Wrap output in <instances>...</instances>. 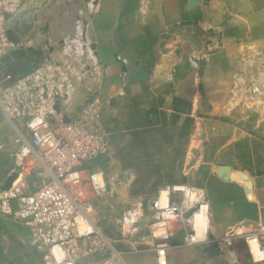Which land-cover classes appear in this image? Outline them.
I'll list each match as a JSON object with an SVG mask.
<instances>
[{
	"label": "crops",
	"instance_id": "crops-1",
	"mask_svg": "<svg viewBox=\"0 0 264 264\" xmlns=\"http://www.w3.org/2000/svg\"><path fill=\"white\" fill-rule=\"evenodd\" d=\"M95 2L87 35L100 83L99 99L162 100L168 117L181 118L178 132L189 134V144L192 139L197 140L194 134L199 126L185 127L186 122L198 118V113L212 117L216 110L212 98L200 106L201 83L207 85L210 80L199 76L203 50H210L205 58L206 70L240 40L256 42L258 51L264 53V0ZM122 58L127 60L126 64ZM5 123L9 124V120L0 115L2 185L17 168L15 152L19 155L24 143L5 130ZM205 130L209 134L207 145L195 165L196 171L191 177L185 169L180 181L190 184L191 180L209 199L210 241L189 244L186 231L180 228L167 249V264H264V259L258 260L243 250L245 235L264 228V165L256 163L254 171L237 163V142L249 136L238 138L230 127L207 122ZM230 153L232 159L227 156ZM130 172V181L134 182L137 176ZM155 181V185L138 193L142 202L163 191L164 182L158 176ZM24 189L21 186L22 193H29ZM231 229L237 233V252L223 254L217 251L216 243H223ZM119 238L124 242L126 264H158L152 238L132 242L123 239L121 233ZM28 240L29 229L22 222L11 218L0 221V264H38L41 253ZM136 244L140 248L134 250Z\"/></svg>",
	"mask_w": 264,
	"mask_h": 264
},
{
	"label": "rangeland",
	"instance_id": "rangeland-1",
	"mask_svg": "<svg viewBox=\"0 0 264 264\" xmlns=\"http://www.w3.org/2000/svg\"><path fill=\"white\" fill-rule=\"evenodd\" d=\"M95 1L25 0L19 12L10 20V28L17 37V47L0 57V90L34 68L56 62L60 72L70 77L72 85L61 98L59 111L69 119L80 116L87 118V113L92 109L99 111L109 149L104 155L85 163L80 175L88 179L93 174L104 172L106 188L94 192L86 185V199L92 205L91 217L97 226L123 249L124 242L120 241V229L114 218L125 208L140 203L143 198L138 193L151 184L155 185L156 176L164 182L163 189L187 184L185 180L180 181L187 169L186 158L194 148L201 147L209 135L205 122L230 127L238 138L249 136L237 142L239 165L254 171L256 163L264 165V53L258 51L256 42L240 40L206 70L208 59L205 58L210 50H203L199 76L210 80L207 85L201 83L203 99L200 106H205L204 100L212 98L216 110L212 117L198 113V118L186 122L185 127L189 124L199 126L194 134L197 140L192 139L189 144V134L178 132L181 118L168 117L162 109L164 101L99 99L100 83L87 35L97 4ZM260 88L262 93L258 92ZM201 125L203 137L199 131ZM24 126L23 120H9V124L5 123V130L13 138L20 137L21 141L23 137L30 139ZM227 156L233 158L232 153ZM15 160L20 162L17 152ZM161 161H164L163 165ZM130 171L137 176L134 182L130 181ZM43 173L44 164L36 161L35 166L25 168L17 187L24 186V191L29 193L35 191L44 181ZM234 239L227 245L226 240L222 245L216 243L217 251L230 255L237 252ZM161 240L167 243L162 257L164 261L167 260L171 238ZM258 240L264 250V239ZM243 241V250L245 248L251 252V240L244 238ZM135 247L134 250L140 248L139 244Z\"/></svg>",
	"mask_w": 264,
	"mask_h": 264
},
{
	"label": "built area",
	"instance_id": "built-area-1",
	"mask_svg": "<svg viewBox=\"0 0 264 264\" xmlns=\"http://www.w3.org/2000/svg\"><path fill=\"white\" fill-rule=\"evenodd\" d=\"M24 1L0 0V57L17 47L10 20ZM121 60L127 63L126 59ZM71 86L70 77L60 72V66L48 62L0 90V115L11 122L23 120L30 135V140L23 137L20 162L13 172L19 173L18 178L7 190L2 189L0 182V221L11 218L28 227V242L41 253L38 264H96L98 261L126 264V251L97 226L91 217L92 205L86 199V185L94 192L106 188L104 172L88 179L80 175L85 163L109 149L101 114L92 109L87 118L69 119L59 111L61 98ZM36 161L44 164V181L35 191L22 193L21 186L17 187L18 179L21 180L25 168L35 166ZM184 186L202 194L194 200ZM184 186H167L165 199L162 191L157 197L125 208L114 218L123 239L132 242L153 239L158 264H167L166 259L162 261L167 243L161 239L172 238L178 228L186 231L189 244L209 240L208 227L199 235L193 217L196 211H208L210 217V201L203 189L193 184ZM193 209L194 212L186 216ZM236 235L231 229L225 245L231 244ZM245 238L264 239V228L246 234Z\"/></svg>",
	"mask_w": 264,
	"mask_h": 264
},
{
	"label": "bare ground",
	"instance_id": "bare-ground-1",
	"mask_svg": "<svg viewBox=\"0 0 264 264\" xmlns=\"http://www.w3.org/2000/svg\"><path fill=\"white\" fill-rule=\"evenodd\" d=\"M262 88H264V87H262ZM258 92L262 93L261 92V88L258 90ZM18 181H20V179H18ZM184 187L187 190V194L191 198H193L194 200L197 197H200V195L202 194L201 191H199V193H195L194 191H190L187 186H184ZM167 192H168L167 189H163V193H162L163 194V198L166 197ZM194 214L195 215H194L193 219H194V222H195V225H196V228H197L198 232L205 231V229L209 226V223L207 224V221H209V219H210L209 212L208 211H196ZM199 235H202V234H199ZM251 241H252V248H251ZM251 241H250V249H251L252 253L257 258H264V250L261 248L260 243L258 244L259 240L257 238H253V239H251ZM254 249H255V251H254ZM57 253H59V250H57ZM257 253L260 254L259 257L257 256Z\"/></svg>",
	"mask_w": 264,
	"mask_h": 264
},
{
	"label": "water",
	"instance_id": "water-1",
	"mask_svg": "<svg viewBox=\"0 0 264 264\" xmlns=\"http://www.w3.org/2000/svg\"><path fill=\"white\" fill-rule=\"evenodd\" d=\"M17 41V40H15ZM68 120V119H66ZM200 133H201V136L203 137L204 136V130H203V126L201 125L200 126ZM207 145V142L204 140L202 142V145L201 147L199 148H194L192 150V153L189 155V158H188V161H187V171H188V175L189 176H193L196 169H195V165L196 163H198L200 160H201V155L203 154V151H204V148L206 147ZM19 176V173L18 172H15L13 173L12 175H10L6 180L5 182L3 183L2 185V189H10L11 186L13 185L14 181L18 178ZM244 176V175H243ZM190 184H192V181L190 180ZM194 212V209L193 210H190L186 216H189L191 215L192 213Z\"/></svg>",
	"mask_w": 264,
	"mask_h": 264
},
{
	"label": "clouds",
	"instance_id": "clouds-1",
	"mask_svg": "<svg viewBox=\"0 0 264 264\" xmlns=\"http://www.w3.org/2000/svg\"><path fill=\"white\" fill-rule=\"evenodd\" d=\"M254 251H255V249H254ZM257 256L259 257V256H260V254H259V253H257Z\"/></svg>",
	"mask_w": 264,
	"mask_h": 264
}]
</instances>
